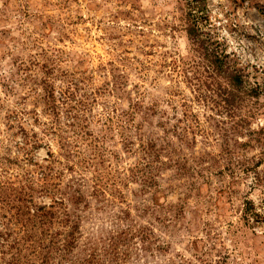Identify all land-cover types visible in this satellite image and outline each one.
Returning <instances> with one entry per match:
<instances>
[{"label":"rangeland","instance_id":"374dc122","mask_svg":"<svg viewBox=\"0 0 264 264\" xmlns=\"http://www.w3.org/2000/svg\"><path fill=\"white\" fill-rule=\"evenodd\" d=\"M187 30L264 90V0H0V264H264V93L221 108Z\"/></svg>","mask_w":264,"mask_h":264},{"label":"trees","instance_id":"16d2710c","mask_svg":"<svg viewBox=\"0 0 264 264\" xmlns=\"http://www.w3.org/2000/svg\"><path fill=\"white\" fill-rule=\"evenodd\" d=\"M203 3V0H200ZM190 41L196 48L202 52L204 59H206L207 64H205V68L207 73L211 77L219 76L223 80V84L221 82H215L216 90L218 91L216 96L220 99L222 103L221 108L225 111H230L232 108H238L243 105L244 101L248 97L255 98L260 94L264 93V90L259 89L258 85L251 86L246 80V76L241 67L237 65L233 58L230 57V54L226 53L222 45L216 40H212V37L209 35H205L201 30H187ZM208 37V38H205ZM215 92V91H214ZM25 210L19 208L17 215L14 217V223H20L23 228L27 227V224L32 225V218H36L39 224V228L43 227V219L50 214L44 207H38L31 210L29 207H24ZM244 220L246 222L254 221V219L258 216L256 209L252 205L251 202H245V206L242 210ZM23 216H27L23 220L21 218ZM12 217V216H11ZM31 217V218H30ZM11 223V220H9ZM36 222V221H35ZM34 222V223H35ZM8 224L4 222H0V247L4 246V242L8 239H4V234L1 233V229H6ZM41 235L43 236L42 232ZM33 236H28L27 242H29L28 246L25 247V250L31 253V255L35 254V249L40 247L41 252H44L47 249V246L41 247V239L37 238L36 240L32 238ZM54 248L55 253H61L64 249V245H56L54 242L51 245ZM10 248H13L10 246ZM41 258H36V262L40 264H49V261H53L55 257L49 251L45 254H40ZM36 257V256H35ZM6 264H35L30 262V260L23 256L21 259L15 258L11 262H7Z\"/></svg>","mask_w":264,"mask_h":264}]
</instances>
